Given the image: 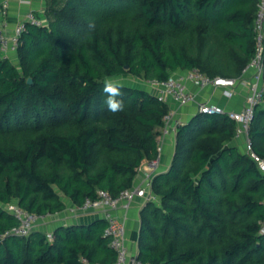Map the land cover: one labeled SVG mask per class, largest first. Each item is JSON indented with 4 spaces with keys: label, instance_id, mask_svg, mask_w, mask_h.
I'll list each match as a JSON object with an SVG mask.
<instances>
[{
    "label": "trees",
    "instance_id": "obj_1",
    "mask_svg": "<svg viewBox=\"0 0 264 264\" xmlns=\"http://www.w3.org/2000/svg\"><path fill=\"white\" fill-rule=\"evenodd\" d=\"M258 0H45L24 22L14 62L0 50V264H114L106 220L12 231L15 201L36 216L98 190L118 197L158 154L169 104L123 84L124 110L103 103L109 77L164 81L176 70L237 78L255 50ZM95 30L89 32V21ZM264 64V55H263ZM32 82L28 83L27 79ZM264 84V65H263ZM121 83V82H120ZM127 126L133 137L120 131ZM166 171L139 212L136 257L150 264H264V176L231 142L227 112L197 111L175 127ZM264 158V92L248 129Z\"/></svg>",
    "mask_w": 264,
    "mask_h": 264
},
{
    "label": "built area",
    "instance_id": "obj_2",
    "mask_svg": "<svg viewBox=\"0 0 264 264\" xmlns=\"http://www.w3.org/2000/svg\"><path fill=\"white\" fill-rule=\"evenodd\" d=\"M7 3H3V12ZM28 21L32 24L40 25L41 21L37 19L32 11H28L23 21L18 23L13 32L7 34L0 29V50L3 53L8 51H16L19 44V37L24 30V22ZM255 31V50L250 61L245 65L241 71V75L237 78L230 77H208L197 69L176 70L170 74L168 79L164 81H157L150 79L147 83L148 89L155 90L153 93L161 100L167 102L171 99L173 102L181 105L195 101V97L186 86L187 82L196 84L198 87L213 86L221 89V94L226 98H231L234 95V88L237 84L244 85L247 88L245 103L241 110H228V116L237 122V130L235 136L244 135V151L247 152L257 163V166L264 176V158L259 157L251 146V139L248 136V129L253 118L254 109L256 105L262 102L264 84H263V55H264V0H258L257 12L254 18ZM197 110L206 113H222L225 112L220 106L211 102H198ZM170 112L165 119L164 128H166ZM166 131V129H165ZM160 145L158 144L157 157L146 163L144 168L138 170L136 177H140V182L134 184L132 187L124 189L120 192L118 197H112L106 190H98V198L95 200L86 199L83 205L74 206L71 210L85 211L93 209L100 212L107 224L104 230V235L109 238V245L116 251L117 257L114 264H150L143 262L131 254L125 244V223L124 218L114 214L118 208H127L129 203L136 197L151 198L153 195L147 193L150 189L151 179L156 173L159 158ZM141 170V171H140ZM143 183L145 185H143ZM264 203V199H263ZM4 207L19 221V225L12 229V231L19 235H27L35 228V223L39 218L50 216H36L19 207L17 202L11 201L4 205ZM48 238H52V234L48 232ZM90 264V263H87Z\"/></svg>",
    "mask_w": 264,
    "mask_h": 264
},
{
    "label": "crops",
    "instance_id": "obj_3",
    "mask_svg": "<svg viewBox=\"0 0 264 264\" xmlns=\"http://www.w3.org/2000/svg\"><path fill=\"white\" fill-rule=\"evenodd\" d=\"M7 3L5 13L3 12V3ZM45 0H0V29L7 34L13 32L18 23L23 21L25 14L28 11H35L38 14L43 12L45 6ZM14 62H16V51H8L4 53ZM186 86L190 92L193 93L195 101L184 105H176L171 99H167L169 104L170 113H174L173 116L178 118L179 122L187 121L197 110V103L208 101L220 106L224 111L235 110L239 111L243 108L245 103V97L247 88L244 85L237 84L234 88V95L231 98H226L221 94L219 87L205 86L198 87L196 84L187 82ZM175 125L172 129L169 128L168 133L161 134L158 138V144L160 145V158L157 172L166 171L170 165L175 145ZM240 149V145L243 147L240 149L244 151L245 138L244 135L235 136L231 142ZM145 166V164H143ZM144 168V167H143ZM141 173L139 172V175ZM135 182H140V177H135ZM149 191V189H148ZM149 194L152 195L151 192ZM152 198V197H151ZM154 200V197L152 198ZM146 197H136L129 203L127 208H118L114 211V214L124 218L125 223V244L131 254H137L138 233L140 229L139 212L142 205L146 202ZM158 201V198L156 202ZM74 207L67 202L65 210L55 213L53 215L39 218L35 224L36 229H41L46 232L52 231V229L59 224L87 222L95 217L100 216V212L90 213L85 211L73 212L71 208ZM89 210V209H88ZM81 212V213H80ZM83 212V213H82ZM45 221H41L43 219ZM39 221V222H38Z\"/></svg>",
    "mask_w": 264,
    "mask_h": 264
},
{
    "label": "rangeland",
    "instance_id": "obj_4",
    "mask_svg": "<svg viewBox=\"0 0 264 264\" xmlns=\"http://www.w3.org/2000/svg\"><path fill=\"white\" fill-rule=\"evenodd\" d=\"M108 79H112V80H114V81H119V82H121V83H125V84H128V85H132V86H140V87H143V88H146L148 91H150V92H154L153 90H150V89H148V85H147V83H148V81L150 80V79H148V78H145V77H143V76H132V75H126V76H119V77H109ZM174 103L176 104V105H181V104H179V103H176L175 101H174ZM173 112L172 113H170V118H169V120H168V123H167V126H166V128H164V127H155V128H153V130L156 132V137H157V140H158V138L161 136V134H166V133H168V131H169V128H171V126H172V129L174 128V124H177L180 120L178 119V118H175L174 116H173ZM175 127H176V125H175ZM165 129H166V131H165ZM176 129V128H175ZM120 131L121 132H123L124 134H127L128 136L130 135V136H132L133 137V131L132 130H130L129 128H127V126H121L120 127ZM240 147V149H242L243 147L240 145L239 146ZM150 160H144L143 161V163H142V166H141V168L140 169H142L144 166H143V164H145L146 165V163L147 162H149ZM141 171V170H140ZM139 176V175H138ZM143 185H145L144 183H143ZM150 192V189H149V191L147 190V193H149ZM154 197V200L156 201L157 200V197L156 196H153ZM152 197V198H153ZM14 201V200H13ZM72 211V210H71ZM79 210H73V212L75 213V212H78ZM81 211V210H80ZM85 212H90V213H97V211H95V210H93V209H89V210H85ZM81 213V212H80ZM83 213V212H82ZM50 217V216H49ZM46 219H48V218H46ZM45 218L43 219V220H41V221H45L46 220ZM39 222V221H38ZM36 225H37V223H35Z\"/></svg>",
    "mask_w": 264,
    "mask_h": 264
},
{
    "label": "clouds",
    "instance_id": "obj_5",
    "mask_svg": "<svg viewBox=\"0 0 264 264\" xmlns=\"http://www.w3.org/2000/svg\"><path fill=\"white\" fill-rule=\"evenodd\" d=\"M95 22L89 21L87 28L89 32L95 30ZM123 84L119 81L107 79L104 82L102 92L105 95L103 103L105 104L108 111L116 113L124 110V100L122 92Z\"/></svg>",
    "mask_w": 264,
    "mask_h": 264
},
{
    "label": "water",
    "instance_id": "obj_6",
    "mask_svg": "<svg viewBox=\"0 0 264 264\" xmlns=\"http://www.w3.org/2000/svg\"><path fill=\"white\" fill-rule=\"evenodd\" d=\"M27 81H28V83H31L32 82V79L31 78H28Z\"/></svg>",
    "mask_w": 264,
    "mask_h": 264
}]
</instances>
